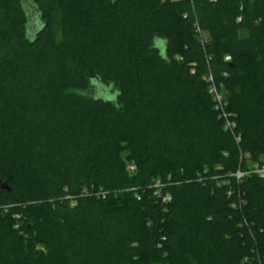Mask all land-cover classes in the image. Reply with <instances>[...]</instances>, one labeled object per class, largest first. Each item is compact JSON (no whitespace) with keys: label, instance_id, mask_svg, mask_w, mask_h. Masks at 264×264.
<instances>
[{"label":"trees","instance_id":"trees-1","mask_svg":"<svg viewBox=\"0 0 264 264\" xmlns=\"http://www.w3.org/2000/svg\"><path fill=\"white\" fill-rule=\"evenodd\" d=\"M32 4L0 0V264H264V179L230 176L264 159V0Z\"/></svg>","mask_w":264,"mask_h":264},{"label":"built area","instance_id":"built-area-1","mask_svg":"<svg viewBox=\"0 0 264 264\" xmlns=\"http://www.w3.org/2000/svg\"><path fill=\"white\" fill-rule=\"evenodd\" d=\"M210 1L217 2L218 0H210ZM241 20L242 17H239L237 21L240 22ZM195 31L200 38V42L202 46H204L207 43V38L205 34L201 31L198 25H196ZM231 60L232 59L230 56L225 57L226 62H230ZM205 80L209 84V94L211 95L212 101L214 103V109L218 114V118L223 123L224 130L230 132L234 136L235 140L238 143H240L241 136L236 133L237 124L232 119V115L227 110L228 104L226 102L225 94L223 93L222 87H218L216 85L211 72H209L206 75ZM128 170L130 173H134L136 171V166L134 164H129ZM249 175H254L259 179H264V159L260 163L249 165L248 170L246 171L238 169L235 173L230 174V176L235 178L237 182L243 181L244 178ZM166 187L167 184L165 185V183L161 179H157L153 182V184L149 188L153 189L154 197H156L158 200L160 199L162 203L166 204L172 200V195L169 191H166ZM229 195H231V192H229ZM136 197L138 200H140L141 198L139 194H136Z\"/></svg>","mask_w":264,"mask_h":264},{"label":"water","instance_id":"water-1","mask_svg":"<svg viewBox=\"0 0 264 264\" xmlns=\"http://www.w3.org/2000/svg\"><path fill=\"white\" fill-rule=\"evenodd\" d=\"M25 6H26V10L28 13V21H29V25L35 27V25H33L36 21V14H35V8L32 4V0H25ZM1 191H5V193L7 195H10L11 193V188L8 185V182H0V192Z\"/></svg>","mask_w":264,"mask_h":264},{"label":"rangeland","instance_id":"rangeland-1","mask_svg":"<svg viewBox=\"0 0 264 264\" xmlns=\"http://www.w3.org/2000/svg\"><path fill=\"white\" fill-rule=\"evenodd\" d=\"M177 58L178 60H181L182 58L180 57V56H178L177 54L176 55H174V58ZM192 73H194V70H192ZM107 90L108 89H104L103 88V90L102 91H104V92H107ZM223 93H225V89L223 88ZM103 96V98H105V99H110V100H112V99H114V97H113V95H111V94H104V95H102ZM247 163L248 164H253V161L251 160V158H250V155H248L247 154ZM223 244H221V246H222ZM224 246V245H223ZM225 248V247H224ZM222 249V248H221ZM227 251H228V253H233L234 251L231 249V248H229L228 250H225V249H223L222 251H221V254H222V252L223 253H227ZM220 253V252H219ZM248 258H247V256L246 255H244L243 257H242V260H244V262L247 260ZM252 260V261H251ZM250 261L251 262H255V260L254 259H251Z\"/></svg>","mask_w":264,"mask_h":264}]
</instances>
